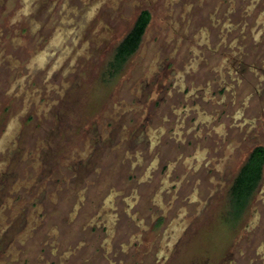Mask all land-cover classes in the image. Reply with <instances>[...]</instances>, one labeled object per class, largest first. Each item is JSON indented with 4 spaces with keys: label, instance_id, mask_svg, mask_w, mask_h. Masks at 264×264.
<instances>
[{
    "label": "rangeland",
    "instance_id": "374dc122",
    "mask_svg": "<svg viewBox=\"0 0 264 264\" xmlns=\"http://www.w3.org/2000/svg\"><path fill=\"white\" fill-rule=\"evenodd\" d=\"M144 8L151 10L153 18L141 50L134 59L133 65L127 67L118 81L107 87L99 82L101 71L115 44L130 29L138 13ZM220 14L221 10L212 5L210 0H0V199L6 192L10 200L7 207H4L5 204L0 201V218L4 219L3 222L0 219V248L2 247L0 262L6 256L5 247L10 246L7 249L9 257L17 259L13 264H56L54 260L56 257L47 256L46 249L54 248L57 253H65L67 252L65 243L68 238L69 245L76 244L77 239L72 242V236L66 237L63 246L58 245L59 238L56 236L58 243H54L53 248L50 247L52 243L50 239L51 243L48 245H45L43 240L51 235L48 234L52 226L50 214H54V207L61 208L57 186L65 188L64 180L68 178L90 176L85 181V187L89 188L84 193H78V198H73L74 201L63 208L65 211L67 209V213L70 211L71 214L76 215L81 210V199L94 195L93 170L90 169L99 165L101 161L103 167V162H110L108 154L106 156L102 153L99 155L100 163L94 158L86 164L88 155L86 156L85 152L82 159L80 155L82 149L77 150L78 145L82 144L79 136L87 122L92 119L96 118L99 123L101 120L106 126L108 125V131L113 128L112 135L106 131L103 137L107 139L108 144L115 139V148H119L120 156L131 154V163L128 166L134 178L130 177L127 185L123 187L130 202L133 203L132 211L144 207V213L146 212V206L137 204L140 203L139 200L153 205L152 198L158 199V192L154 193L151 188L144 191L143 185L146 186L148 182H142L150 181L151 177L160 174L163 166L167 167L174 163L175 156L164 148L166 146L164 142L153 147V150L147 154L145 152H148V148L147 151L142 152L144 147L155 140L146 135L143 137L146 146L143 143L136 144V140H139L141 135L140 127L137 129L136 126L140 125L145 114L140 112V108L147 96L142 95L143 91L138 93L135 90L143 83L144 86L146 85L144 72L151 71L149 68L152 67V64L149 66L138 60H141L151 47L164 51L169 59L177 57L180 64L177 62L176 70L185 69L192 63L202 66V63L210 61L211 58L206 48L215 46L210 41L209 44H205L208 37L215 39L217 32L219 35H225L226 29L229 28L220 23ZM230 26L238 25L230 24ZM222 29L223 32H220ZM209 65L211 63L207 66ZM171 71L168 68L167 73ZM153 78L156 79V76L154 75ZM163 82L166 80L158 84L163 88L161 95L176 90L170 87L169 82L164 88ZM173 82L178 83V79L173 78ZM103 86L107 88H102ZM87 98L90 103L87 102ZM94 100H97L96 105ZM261 105H264V101ZM76 113L81 115V119L75 116ZM223 119L220 117L216 123L224 121ZM262 121L264 124V119ZM154 133L157 135L159 132ZM232 136L234 140L229 138L227 143H221L223 147L229 148L220 159L221 163H228V169L225 170L227 175L222 174L224 179H221L215 169L208 174L215 181L211 184V191L212 189V192L215 191L212 199L220 196L219 199L222 200L232 177L254 145V138L239 141L235 134ZM217 139L221 142L220 138ZM129 144L139 149L137 156L134 151L129 150ZM127 146L128 150L125 152ZM211 148L209 147V152ZM196 150H191L192 154L189 150L187 154L193 155L191 158H197L199 150ZM187 154L183 158L187 157ZM208 157L211 158V153ZM208 160L205 159L204 162ZM195 165L194 163L191 166L194 168ZM189 166V163H184L178 165L176 169L183 172L187 171ZM87 167H90L89 171H86ZM168 170V168L163 169L161 177L162 185L166 188L164 193L171 195L174 178L177 181L179 178L174 171V176L170 175ZM30 179H34L37 186L28 188ZM137 179L142 180L141 183ZM203 182L208 180L203 179ZM17 183H21V188H25L29 193L37 195L33 199L36 202L27 203L16 191ZM73 187L76 186L70 185L72 190ZM104 192L105 190H102L104 196L100 208L85 213L82 219L87 225L96 217L98 222H105L109 230L115 228L116 214L120 217L119 214L124 207L126 209L128 207L122 202L119 204V196L113 199L111 190ZM256 199L259 201L254 205L258 208L252 207V209L260 211L259 218L253 215L251 210L234 232H230L233 222L228 219L216 223L220 207L217 208L220 210H214L213 217L207 218L208 223L206 222L205 225L197 223L204 218H197L194 223L189 220L191 223L188 230L176 233L175 236L173 232L181 222H173L171 226L165 225L161 229V231L165 229L161 236L169 231L170 236L166 235L167 242L172 244V251L166 250V252L171 251L173 254L175 249L186 252L190 249L188 245H191V250L182 264L192 263L189 259L195 258L199 259V262L196 259L195 264H203L200 260L208 257L209 261L213 260L210 264H228L223 258L224 250L220 252L227 242V245L237 244L236 239L243 232L258 236L254 245L262 239L264 204L259 202L264 199L263 193H257ZM154 207L156 206L153 205L152 208ZM18 210L22 211V215L16 216ZM98 211L101 213L97 214ZM27 216H29L28 223L24 222ZM134 221L136 227H132L133 231L140 230V225L143 227V224L147 225L146 223L152 226L150 219L143 223V217H138ZM29 223L32 224L31 228ZM25 228L35 233V238L23 239ZM86 228L88 233L82 235L84 241L87 239L84 256L76 261L68 259V264H111V262L128 264L124 260V253H120L119 259L115 256L116 251L120 249L122 251V246L124 248L128 246V244L124 245L128 240L115 241L113 245H109L112 247V253L111 251L107 253V257L100 262L95 254L102 255V249L98 245L101 234L98 235L91 227ZM202 230L204 235L200 238ZM232 232L233 235L230 234ZM120 233L121 231L117 230L118 236ZM196 234L199 237L187 243L188 239ZM157 236L161 238L160 233L155 231H147L144 235L143 246L151 250L153 258H156V250L155 253L152 252L156 247H160ZM242 242L244 241H240V245H246ZM18 244L32 245V247L29 248V252L24 253ZM246 259L240 264H247ZM168 264H178L174 261V255Z\"/></svg>",
    "mask_w": 264,
    "mask_h": 264
},
{
    "label": "flooded vegetation",
    "instance_id": "af4514ba",
    "mask_svg": "<svg viewBox=\"0 0 264 264\" xmlns=\"http://www.w3.org/2000/svg\"><path fill=\"white\" fill-rule=\"evenodd\" d=\"M210 2L221 10L220 23L227 25L224 27H229L226 29L225 35H219L217 32L216 36L218 38L215 37V39H212L208 37V40L205 42L206 45L209 44V41L211 44H215L214 47H211V45L210 48H206L211 55L210 61L202 63V66H197L195 65L196 63H192V65L185 69L176 70V65L178 63L180 64L177 57H170L169 59L164 51L151 47L147 54L141 60H138V62L142 61V63L149 64V66L152 64V67L149 68L151 71L144 72L147 82L146 85L144 86L143 83V85L135 90L138 93L143 91L142 95L146 94L147 96L145 101L143 100L144 103L140 108V112L145 114L142 117L140 125L136 126L137 129L140 127L141 130L140 138L136 140V144L143 143L145 145L143 137L146 135L148 138H154L155 140H152L147 146L145 145L146 147L143 148L142 152L147 151L146 149L148 148V152H145L147 154L153 150V147L164 142V145L166 144L164 148H167L175 156L173 159L175 160L174 163L167 167L163 166L160 174H157L153 178L151 177L150 181L143 180L142 182H148L146 186L143 185L144 191L151 188L154 193L158 192L157 197L159 198H152V203L157 207V210L156 207H154L155 209L152 208V204L139 200L140 203L137 204L146 206V212L144 213V207L137 211H132L133 203L130 202L123 187L127 185V182L131 179L130 177L133 176L128 166L131 163V154L126 153V155L120 156L118 154L119 148H115V139H112L110 144H108L107 139L103 137L106 131L109 135H112L113 128L108 131V125L106 126L101 120L100 123L96 118L90 120L79 136L82 144L81 146L78 145L77 150L82 149V153L80 154L82 159L84 158L83 154L85 152L86 156L88 155L86 164L94 158L98 160V163L100 160L99 155L102 153L106 156L108 154L110 162H103L104 167L101 166V161L99 165L92 167V169L90 167L86 168V171H89V169L93 170L92 182H94V195L92 197L80 198L82 206L76 215L71 214L70 211L67 213V209L65 211L63 208L64 206H68L69 202H73V198H78V193H84L89 188L85 187V181L90 176H83L78 179L76 177L75 179L68 178L64 180L66 183L65 188L63 186H57L58 194H60L58 195V200H61L59 206L61 208L54 207V214H50L52 226L48 234L51 235L46 236L43 242L45 245H48L52 241L50 247L53 248L54 243H58L57 237L59 238L58 245L62 246L67 240L66 237L72 236L71 241L73 242L76 239L77 241L76 244L69 245L68 241L70 240L68 238L65 243L67 250L65 253H57V250L54 248L52 250L46 249L47 256L56 257L54 258L56 264H68V259L76 261L77 259L80 260L83 258L87 239L84 241L82 235L88 233L86 227H91L98 235L101 234V241L98 245L102 249V255L95 254L100 262L103 261L104 257H107V253L110 251L112 253V247L109 245H113L115 241L125 242L128 240L127 243H124V245L128 244V246L126 248L122 246V251L120 249L115 254L118 257L121 252L124 253V260L128 264H168L173 255L174 261L182 264L191 250V245H188L190 249L186 252L175 249L174 253L171 254L172 244L167 242V236H170L169 231L163 235L164 237L161 236L165 230L161 231V229L165 225L171 226L170 224H173V222H181V225H177L178 228L173 232L175 236L176 233H182L184 230H188L190 227L189 224L191 223L189 220H192V223H194L197 218H204L197 221V223L199 222L205 225L206 222L208 223L207 218L213 217L214 210L221 209L220 212H217L216 223L219 220L228 219L230 222H233L230 232H234L235 228L243 222L251 210H253V215L259 218L260 211L258 212L254 209L258 208L255 207L254 203L259 201L256 199L257 193L262 192L264 195V124L262 121L264 119V105H261L264 101V0H210ZM143 17H149V21L141 35L136 50L126 56L124 60L120 59V44L133 31ZM152 18L153 13L150 9L144 8L140 10L130 29L115 44L108 61L101 71L99 82L109 87L115 81H118V78L125 72L128 66L133 65L134 59H136L138 52L141 50L147 30L152 23ZM230 24L238 26H230ZM220 32H223V29ZM173 58L175 61L172 60ZM210 63L211 65L207 66ZM168 68L172 70L169 73H167ZM153 74L156 76L157 81L153 78ZM173 78L178 79V83L173 82ZM165 80L166 82L162 83L164 88L169 82L171 84L170 87L176 90L168 91L167 95L165 93L161 95L163 88L158 84ZM107 87L103 86L102 88ZM88 101L89 99L87 98ZM96 102L97 100L94 102L95 105ZM75 116L81 119L79 113H76ZM220 117L224 118V121L217 124L216 120ZM155 131L159 133L156 135L154 133ZM234 134L239 138V141L254 138V145L232 177L227 193L225 195L224 193L222 194L224 195L222 200L219 199L220 196L212 199L214 198L213 193L215 191L212 192L213 189L211 191V184L215 183V181L208 174H211L213 169H215L217 176L221 179H224L222 174L224 176L227 175L225 170L228 169V163H221L220 159L229 151V148H226L228 146L223 147L221 143H227V139L229 138L234 140L232 136ZM217 138H220L221 142ZM209 144L212 145L210 146ZM209 147H212L210 152ZM193 149H197L196 151L199 150L197 158H191L193 155L187 154L189 150V153L192 154L193 151L191 150ZM127 150L128 146L125 148V152ZM129 150L131 152L134 151L137 156V150L139 149L129 144ZM210 153L211 158L208 157ZM185 154H187L188 158H183ZM185 158L187 159L183 162ZM205 159L209 160L204 162ZM184 163L190 164L189 169L183 172L177 170V166ZM194 163L196 165L193 168L191 165ZM253 164L255 169L253 176L255 178L257 175L260 177L248 203L242 205L241 208H243L240 210L239 206L235 204L238 197L235 194V186L239 183L240 178L244 177L245 171H247V177L252 174L250 168ZM133 167L136 166L134 165ZM166 168L169 169L168 172L170 175L172 174L174 176V171L176 173L175 175L179 178L178 181L174 178L171 195L164 193L166 188L162 185L161 174L163 169ZM203 179H207L208 182H203ZM137 181L141 183L142 180L137 179ZM152 183L153 187H151ZM29 184L28 188L37 186L34 179H30ZM21 185L19 183L16 189L19 195L27 203L36 202L33 199L37 195L29 193L25 188H21ZM70 185L76 187H73L72 190ZM117 186L120 188H117ZM166 186H168V183ZM101 189L105 190V192L111 190L113 199L119 196V204L122 202L125 204L124 206L128 207L127 209L124 207L122 213L119 214L120 217L116 214L117 218L114 220V229L110 228L108 230L105 222H98L96 217L90 223H87V225H85L82 219L85 213H91L92 209L94 211L96 208H100L104 196L102 195ZM4 196L1 197L0 201L5 204L4 207H7L10 200L7 198L6 192ZM215 203H218V205ZM260 203L264 204V199L260 200ZM115 204L117 206L119 205L117 202ZM218 207L220 209H217ZM252 207L254 208L252 209ZM150 208L152 209L150 210ZM208 210L209 212H207ZM66 213L67 215H65ZM100 213V211L97 212V214ZM18 215H22L21 210H18L16 216ZM138 217H143V223L150 219L152 226L146 223L147 225L143 224V227L140 225V230L133 231L132 227H136L134 220ZM28 218L29 216L25 217L24 222ZM0 219L2 222L4 221L2 217ZM29 224L31 228L32 224ZM117 230L121 231L119 236L117 235ZM28 231L30 229L26 230L25 228L22 238L25 240H27V237L35 238V233L33 234L31 231ZM147 231L160 233L161 238L157 236L160 247H156L154 252H152L155 253L156 250V258L152 257L151 250L148 247L143 246V244L145 245L144 235ZM203 231H201L202 235H199L200 238H203ZM233 232L230 234L233 235ZM170 233L172 234V232ZM261 234L262 239H260L257 245H254V243L258 236L256 234L249 235L245 232L241 233L240 237L236 239V243L238 244L239 242V245H227V242L220 251L222 252L224 250V261L226 260L228 264H240L247 257V264H264V231ZM199 236L197 234L193 235V237L191 236L187 243L193 239H197ZM242 240L244 241L242 244L246 245H240V241ZM18 243L20 244V241ZM19 244L18 246L22 247L24 253L29 252V248L32 247V245ZM190 244L194 245L193 243ZM118 245L123 244L118 243ZM8 248L10 246L5 247V257L7 259L4 257L0 264H13V262L17 261V259L15 260L9 257ZM166 250L171 251L166 252ZM0 252H2V247L0 248ZM196 259H189L192 263L186 262L185 264H195L197 260L199 262V259ZM209 260V257L204 260L202 258L200 262L210 264L213 260ZM111 264L115 263L111 262Z\"/></svg>",
    "mask_w": 264,
    "mask_h": 264
},
{
    "label": "trees",
    "instance_id": "16d2710c",
    "mask_svg": "<svg viewBox=\"0 0 264 264\" xmlns=\"http://www.w3.org/2000/svg\"><path fill=\"white\" fill-rule=\"evenodd\" d=\"M148 21H149V17L141 18V20L135 26L133 31L120 44L119 46L120 59L124 60L126 56L130 55V53L136 50L140 42L141 35L143 34ZM250 169L252 174L247 177V171H245L244 177H241L239 183L235 186V194L238 196L235 201V204L239 206L240 210H242L243 208V207L241 208L242 205H246L248 203V200L251 194L253 193L254 189L256 188L260 177L258 175L256 178L253 176L255 172L254 164Z\"/></svg>",
    "mask_w": 264,
    "mask_h": 264
}]
</instances>
